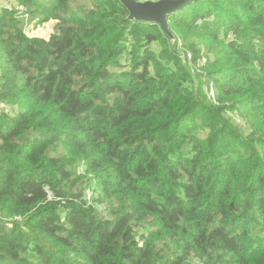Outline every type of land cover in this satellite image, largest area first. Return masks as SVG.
<instances>
[{"label":"trees","instance_id":"obj_1","mask_svg":"<svg viewBox=\"0 0 264 264\" xmlns=\"http://www.w3.org/2000/svg\"><path fill=\"white\" fill-rule=\"evenodd\" d=\"M17 2L64 26L0 13V264H264V0L191 1L168 61L117 0Z\"/></svg>","mask_w":264,"mask_h":264},{"label":"rangeland","instance_id":"obj_2","mask_svg":"<svg viewBox=\"0 0 264 264\" xmlns=\"http://www.w3.org/2000/svg\"><path fill=\"white\" fill-rule=\"evenodd\" d=\"M69 4L72 7L73 10L75 9H88L93 6L94 0H69ZM7 9L10 11L15 12L14 19L19 23V26L23 29V32L28 37L33 38H43L48 39L49 36L56 32L57 30L54 29L58 24H62L60 21L56 19H49L45 22L39 23V16H41V13L37 11L36 9H30L26 7L25 5H19L17 0H0V13L2 10ZM169 39L166 44L162 43L161 41H156L152 45V50L158 55L161 61H168V57L166 54V48H169L171 50H174L176 53L180 52L181 57L189 58L193 55L191 50H185L182 46V42L179 39ZM167 46V47H166ZM201 49V56L197 59V63L191 64L188 67H190L192 70L190 71V74L200 73L202 74V71H199V68L202 67L206 61L207 58L210 57V55L204 54V47L202 45ZM182 66L184 63H181ZM185 66V65H184ZM204 80V78H203ZM210 84V83H209ZM207 85L204 87L207 94L211 99L215 97V84L211 83V85ZM227 115H229L231 118L235 119L236 124H238L241 127V131L243 133H248L249 128L247 127V123L244 118H240L237 113L228 112ZM190 118H192L194 115L193 113H190ZM194 119H196L194 117ZM93 181L91 180L90 184L86 186V193H90L89 190H91V187L93 186ZM86 194L85 196H87ZM20 219V218H19ZM190 264H199L198 260H191Z\"/></svg>","mask_w":264,"mask_h":264},{"label":"water","instance_id":"obj_3","mask_svg":"<svg viewBox=\"0 0 264 264\" xmlns=\"http://www.w3.org/2000/svg\"><path fill=\"white\" fill-rule=\"evenodd\" d=\"M133 21L157 24L168 39H175L169 27L168 17L194 0H117ZM63 24L54 27L58 30Z\"/></svg>","mask_w":264,"mask_h":264},{"label":"built area","instance_id":"obj_4","mask_svg":"<svg viewBox=\"0 0 264 264\" xmlns=\"http://www.w3.org/2000/svg\"><path fill=\"white\" fill-rule=\"evenodd\" d=\"M210 85H211V84H210ZM86 194H88V195L86 196L87 198H89V197H90V195H91L90 193H85V195H86Z\"/></svg>","mask_w":264,"mask_h":264}]
</instances>
